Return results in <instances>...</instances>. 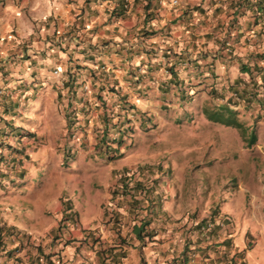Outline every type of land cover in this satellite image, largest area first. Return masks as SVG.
<instances>
[{"label": "crops", "instance_id": "crops-1", "mask_svg": "<svg viewBox=\"0 0 264 264\" xmlns=\"http://www.w3.org/2000/svg\"><path fill=\"white\" fill-rule=\"evenodd\" d=\"M126 1L122 5L121 0H0V62H5L0 69V158L4 152L12 159L27 153L30 160V152L55 157L73 141L83 177L89 171L82 167L86 160L82 157L98 156L103 157L102 173L109 170L111 179V185L103 186L98 194L94 181L85 178L88 184L75 197L67 193L54 167L49 177L32 182L29 165L18 171L0 165V264H41L42 253L48 252L54 264H98L91 254L97 251L91 237L102 221L112 223V213L105 212V207L124 168L150 185L147 196L153 201L152 211L144 207L139 215L149 216L155 235L144 244L137 240L135 246H125L114 232L107 243L118 241L114 250L127 248L122 263L128 264L132 254L137 260L146 254L147 262L141 264H215L216 259L206 260L200 252L225 244L244 250L245 258L246 236H256L255 244L264 240V216L246 207L257 198V171L249 168L244 176L237 175L236 191L229 188L231 199L218 207L214 200L201 202L191 194L185 198L182 191L193 186L179 189V185L192 179L169 181L164 175L170 172H162L146 156L116 153L113 159L104 160L108 148H98L102 142L90 145L91 129L97 136L117 134L115 124L127 121V110L118 109L120 98L135 108L136 117L150 113L160 121L170 120L173 116L167 102L180 104L186 98L175 93L173 99L167 97L174 87L173 92L187 96L197 91L195 100L203 110L228 105L249 118L255 141H244L249 152L238 162L245 167L249 162L256 164L257 157L264 159V71L241 69L256 47H264V33H259L263 20L254 22L253 12L245 6L238 9L243 0H149L148 8L145 0ZM117 10L123 15L114 14ZM142 26L154 29V34L139 36ZM16 31L26 41V55L18 47ZM59 33L57 42L48 41L49 35ZM154 58L157 66L147 68L146 61ZM258 63L264 65V60ZM52 91L57 105L48 101ZM208 98L216 101L210 105ZM6 104L14 109L8 110ZM50 108L56 109V117L65 119L64 129L55 131L46 121ZM113 108L119 112L115 120ZM103 116L110 123L106 130ZM140 126L142 122L133 124L134 130ZM73 131L75 138L70 135ZM136 135L141 140L142 135ZM6 143L10 147L3 150ZM127 157L134 160L126 164ZM116 159L120 160L116 163ZM203 165L199 164V170L215 178L216 172ZM116 200L113 212L119 211L125 219L132 210L128 199L118 196ZM68 215L71 222L75 218L76 226L62 219ZM207 219L214 222L212 230L199 231L195 223ZM165 251L166 256H157Z\"/></svg>", "mask_w": 264, "mask_h": 264}, {"label": "rangeland", "instance_id": "rangeland-1", "mask_svg": "<svg viewBox=\"0 0 264 264\" xmlns=\"http://www.w3.org/2000/svg\"><path fill=\"white\" fill-rule=\"evenodd\" d=\"M18 34L19 32L16 31L15 36L18 40V47H22L24 49L22 51L24 52L23 55H26V41H22ZM55 35L56 34L53 36L49 35L48 41L53 42L50 40L51 38L57 42L58 39L61 38V34L57 37ZM9 56L10 54L8 57ZM157 62V58L147 60L146 67L152 68L157 66ZM4 63L5 62L1 61L0 66H4ZM173 90L174 87L171 88V93L170 95L167 94V97H171V99H173L175 93L177 96H180V94L186 95V98L182 99L180 104L167 102L168 106L171 107L170 115L173 116L170 120L160 121L156 119L155 116L151 117L150 113H148L149 117L144 116L145 118H143L141 112V115L136 117L135 108H133L127 100L120 98L118 109H123L125 112L127 110V121L122 122L121 124H119V122L115 124L117 134L114 140L106 144L105 142L101 143V136H97L98 132L91 129L90 133L92 141L90 142V145L94 147L101 143L103 148H108L107 151L117 153V155L124 153V155H128L131 158L138 155L146 156V159H148L147 161L154 163V166L158 168L162 167V172H170L164 175L167 176L169 181H178L180 180V177L192 179L191 181L182 182L179 185V189L193 186L190 190L182 191L185 198H189V195L191 194L193 198H200L201 202H203L204 199L214 200V204L218 207H222V203H226L231 199V192H228L227 190L229 188L232 189L233 187L236 191V187H234L235 181L239 179L241 175L244 176L245 172L248 173L249 168H251L250 170L254 171V173L257 171V179L254 182L257 198L253 203L248 202L246 204L247 211L251 212L253 210L255 214L264 216V187H262L264 186V159L262 157H257L256 164L249 162L245 164V167L238 162V158H242V156H245L249 152L247 148L248 145L245 146L244 141L248 143L250 132L254 130L251 126V120L246 118L244 115L238 114L237 112L231 113L227 111L231 118L234 120H240L243 122L244 126H247L242 135L238 127L231 124H222L209 119L206 116L205 110L200 108L195 100L198 96L197 91L196 94L191 92L187 96V93H180L179 90L173 92ZM187 92H190V90H187ZM55 94L56 93L53 91L50 92L48 101H53V104L57 105L58 103L56 98H54ZM208 100L207 102L210 105L213 104V101H216V99L211 100L209 98ZM37 108L39 109V107ZM206 108L216 110L218 106H209ZM113 109L114 110L111 113L113 115V120H115L119 116V112H117L118 109ZM46 112L48 113V116H46L48 119H46V121L51 123L53 130L56 131L57 129L61 130V128H65V125H63L65 119L61 120L56 117L58 114L56 109L51 110L50 108L49 110L47 109ZM224 113L225 112L222 111L223 116ZM34 114L32 115L33 117H31L33 119L32 122L36 121L37 116ZM141 122L142 127H138V129H141L134 130L135 127H133V124H140ZM108 124L110 123L108 122ZM39 126L40 124L38 127ZM26 127L29 126L26 124ZM85 127H87V124ZM36 128L37 125L34 127V130ZM13 131L14 130L12 129V133ZM7 133L9 134L10 131H7ZM136 133L143 136H141V140L138 138ZM25 141H27V139ZM7 143L12 145L11 141H8ZM7 143L2 146L3 150H7L10 147ZM101 144L97 147L100 148ZM74 148V142L70 141V144H67L66 149L58 152L55 157H51L48 153L35 155L30 152V160H28L29 155H27V153H18L20 156L16 157V159H12V157H9L10 154L4 152L2 153L3 158H0V165L5 168L14 169V171H18L20 167L25 168L29 165V168H32L33 175L30 177L32 182H38L41 178L49 177V173L53 171L54 167V171L59 172L57 173L58 179L66 188L67 193L71 196L79 197L78 194L81 196L80 192L83 191L86 184H88V181L85 180V178L90 181H94V183H92L93 187L99 189L98 194L101 193L104 189L103 186L108 184L111 185L109 182L111 181L109 170H106L103 173L101 170L103 157H100V159L98 156L82 157L83 160L86 159L82 167H85V169L89 171L87 175L83 177V174L80 173L82 172V168H80L77 160L78 157H76ZM105 154L106 156L104 160L107 159L108 155L107 153H104L103 155ZM131 158L127 157L125 160L126 164H129L130 161L134 160ZM111 159L113 158L111 157ZM119 160L120 159H116V163ZM199 164H204L202 167L207 166L210 171H215V178L211 179L205 171L199 170ZM248 165L251 166L249 167ZM234 170L238 171L236 177L233 175ZM237 175H239V177ZM174 192L175 189H173L170 193ZM68 220L71 222L69 218ZM111 225L112 223L110 222L107 223L102 221L101 224L94 229L95 233L92 234L91 239H96V249H105L108 244L107 241H112L115 229L113 230ZM254 231H256V229H254ZM256 238L257 237L254 235L246 236L245 245L248 246L250 243L255 244L253 240ZM239 252H241V254L233 256L234 253H227L226 250H222L220 253H217L218 256L214 255V258L217 260L219 259L220 264H230L229 261L232 262L234 260H236L239 264H264V240H261V238L260 244L256 243L255 246L246 248L245 258L244 250ZM107 253L108 252H105V254ZM45 254L46 253L42 254L43 261L41 264H48L47 259H44ZM91 254L95 255L94 257L96 261L99 262L98 264H108L110 261L109 257H106L105 261L102 262V254L100 252ZM206 255L210 256V254L207 253ZM145 256L146 254L142 255L141 258H138L137 260V255L132 254L130 257L131 259H127V263L133 264L135 260H137L136 264L145 263L147 262L144 258ZM157 256H166V251L165 253H160ZM50 260L53 261L51 257ZM123 261L126 262V258L123 259ZM39 262L40 261L35 264H39ZM164 262H168V260L165 259ZM31 263L34 264L33 262Z\"/></svg>", "mask_w": 264, "mask_h": 264}, {"label": "trees", "instance_id": "trees-1", "mask_svg": "<svg viewBox=\"0 0 264 264\" xmlns=\"http://www.w3.org/2000/svg\"><path fill=\"white\" fill-rule=\"evenodd\" d=\"M145 7L148 8L149 7V0H145ZM244 1V2H243ZM243 1H239V8L238 9H242L244 6L251 10L253 13H250L251 16H253L254 18V22H257L258 20H263V25H264V0H243ZM127 3L126 0H121V4L125 5ZM196 7H198L199 5H196ZM126 8L123 7V10H125ZM114 14L116 15H123L121 10H117L116 12H114ZM148 15V14H147ZM147 17V16H146ZM262 18V19H261ZM234 20H236V14L234 15ZM238 21V20H237ZM235 21V22H237ZM262 25V24H261ZM230 26L231 23H230ZM68 32V31H67ZM71 32V30H69V33ZM154 29H148L144 26H142L139 30V36L143 35V36H148L150 37L151 35L154 34ZM263 32L264 33V28L262 26V30L259 31V33ZM66 34L68 35L67 37L70 39L71 38V34ZM254 43L258 44L257 40L253 41ZM258 47H256V49H254L251 52V60L248 62H243L242 63V67L241 69L244 71L252 72H263L264 71V65L263 64H259L258 61H262L264 60V47L262 50H257ZM3 66H0V69H2ZM262 79L264 80V76L262 75ZM256 95V92L254 93V96ZM12 105V104H10ZM6 107L8 108V110L12 111L14 108H10V106L8 104H6ZM10 108V109H9ZM222 111H224V116L222 115ZM235 112L236 111L233 108H229L228 105H222L219 106L218 108H216V110L213 109H207L205 110L206 116L214 121H218L221 123H225V124H231L235 127H238L240 129V132L244 133L245 129L247 126H244L243 122H241L240 120H234L233 118H231L228 115V112ZM104 117V116H103ZM106 117V116H105ZM104 117V129L106 130V128L108 129V124L105 121ZM107 135L108 133H103V136L101 135V142H105L109 143L110 141L114 140L113 137H109V140L107 139ZM111 138V139H110ZM255 141V135H254V131L250 132L249 138H248V143H253ZM102 146V144H101ZM107 154H112L111 151H106ZM108 159L111 158L110 155L107 156ZM152 164H149V167ZM128 169H123L122 172L120 173L118 179L116 180V182H114V186L111 190V202H108L107 207H105V212H110L112 213V216H109V219L112 218L110 221H112V225L111 228H113L114 232L117 234V236L119 237V244H121L122 242L125 243V246H135V243H137L136 241L138 240V244H144L148 239L152 238L153 235H155V232L153 231V228L150 226L151 225V219L148 218L149 216L144 215L141 216L139 215L140 213V209L142 208H146L148 207V211H152L151 207L153 204V201L150 200V198L147 196V192L149 191V187L150 185H148L146 182H144L143 180H139L136 179L135 177L131 176L132 172L131 171H127ZM118 196H122L123 199L127 198L128 199V204H129V208H132V210L129 211V214L127 217H125V219H123L118 211V213H114L112 210V204L113 202L117 201L116 197ZM131 212V214H130ZM118 225V226H117ZM122 227H125V233L121 234V229ZM198 227V226H197ZM120 233V234H119ZM92 241H95L96 239L93 238L91 239ZM225 241V240H224ZM118 242V241H117ZM110 243L107 244L105 249H96V253H101L102 254V262L105 261L106 257H109V263H116V264H123L122 260L123 258L127 255L128 250L127 248H117L114 250V248L116 247V243ZM221 246V245H220ZM220 246L217 247H211V250H216L221 248ZM105 252H108L107 254H105ZM183 252H185V250H183ZM205 252V251H203ZM52 252H48L45 254V257L47 259L48 264H53V261L50 260V255ZM43 254V253H42ZM241 254V252H237L236 255ZM184 261L186 260V258L183 259Z\"/></svg>", "mask_w": 264, "mask_h": 264}, {"label": "clouds", "instance_id": "clouds-1", "mask_svg": "<svg viewBox=\"0 0 264 264\" xmlns=\"http://www.w3.org/2000/svg\"><path fill=\"white\" fill-rule=\"evenodd\" d=\"M173 2V1H172ZM126 5V4H125ZM73 132H75V131H73ZM73 132H71L70 133V135H71V137H73L72 136V133ZM77 133V132H76ZM102 136H103V134H101ZM109 135V136H108ZM107 135V139L109 140V137H113V138H115V136H116V134H112V135H110V134H108ZM73 138H75V137H73ZM111 139V138H110ZM116 153H114V152H112V154H108V155H110L112 158H114L116 155H115ZM111 159V158H110ZM132 173V172H131ZM133 174L134 173H132V175L131 176H133ZM107 205H108V203H107ZM113 210V209H112ZM111 212V211H110ZM68 218H70V215H68V216H66V217H64V218H62V219H66V220H68ZM226 218H229V216H226ZM71 224L73 225V226H76V220H75V218L73 217V221L71 222ZM195 224H197L198 225V230L199 231H202V232H209V231H211L212 230V228H213V225H214V222L212 221V220H210V219H207V220H205L203 223H200V222H196ZM92 238V237H91ZM223 247H221V248H219V249H216V251L215 250H208V251H205V252H200V254H204V255H206V253L207 254H209V253H211L210 254V256H208V255H206V257H207V259L206 260H208V259H210V260H212V259H215L214 258V255L215 256H218V254L217 253H220V251H222V250H226L227 251V253H234L233 254V256L234 255H236V253L237 252H239V251H241V250H234L233 248H231V247H229V246H227V245H225V244H223L222 245ZM247 247H250L249 245L247 246ZM234 251V252H233ZM217 260V259H216ZM230 262V264H239L238 262H236V260H234V261H229ZM215 264H220V260L218 259L217 260V263H215Z\"/></svg>", "mask_w": 264, "mask_h": 264}, {"label": "built area", "instance_id": "built-area-1", "mask_svg": "<svg viewBox=\"0 0 264 264\" xmlns=\"http://www.w3.org/2000/svg\"><path fill=\"white\" fill-rule=\"evenodd\" d=\"M172 1H173L174 3H176L177 0H172ZM85 88H87V85H85ZM72 136H73V137H76V136H77V133H76V132H73V133H72Z\"/></svg>", "mask_w": 264, "mask_h": 264}]
</instances>
